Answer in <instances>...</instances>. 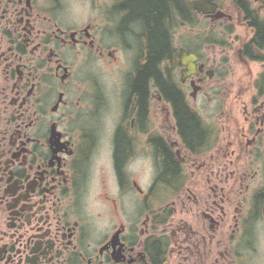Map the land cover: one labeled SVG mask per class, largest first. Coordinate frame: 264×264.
<instances>
[{"label":"flooded vegetation","instance_id":"af4514ba","mask_svg":"<svg viewBox=\"0 0 264 264\" xmlns=\"http://www.w3.org/2000/svg\"><path fill=\"white\" fill-rule=\"evenodd\" d=\"M138 1L0 0V264H264V0H178L162 85Z\"/></svg>","mask_w":264,"mask_h":264},{"label":"trees","instance_id":"16d2710c","mask_svg":"<svg viewBox=\"0 0 264 264\" xmlns=\"http://www.w3.org/2000/svg\"><path fill=\"white\" fill-rule=\"evenodd\" d=\"M178 0H140L136 8L140 15H143L146 30L148 32V53L145 56L146 64L143 67L142 76H148L153 72L158 84H164L163 73L160 71L161 64L170 54V44L165 24V17L171 13V10ZM171 22L174 20L170 17ZM170 22V23H171ZM172 83V80L170 81ZM170 84V83H169ZM166 85V84H165ZM165 91H167L164 88ZM169 92V91H167ZM171 95V93H169ZM176 94V91H173ZM176 116L180 119L182 129L188 139L196 141L201 136L198 129V123L195 120V114L189 111L182 103L180 97H176ZM202 137V136H201ZM172 166L173 163L171 162ZM174 168V167H173Z\"/></svg>","mask_w":264,"mask_h":264},{"label":"bare ground","instance_id":"6f19581e","mask_svg":"<svg viewBox=\"0 0 264 264\" xmlns=\"http://www.w3.org/2000/svg\"><path fill=\"white\" fill-rule=\"evenodd\" d=\"M170 14H171V15H175V14H177V12L175 11L174 8H172ZM173 24H174V21H172V22L170 23V25H169V23H166V28H167V30H168L169 32L173 29ZM169 37H170V38L172 37L171 33H169ZM165 60L169 61V63H170L171 66H172V65L174 64V62H175V59L173 58L172 55L167 56Z\"/></svg>","mask_w":264,"mask_h":264},{"label":"rangeland","instance_id":"374dc122","mask_svg":"<svg viewBox=\"0 0 264 264\" xmlns=\"http://www.w3.org/2000/svg\"><path fill=\"white\" fill-rule=\"evenodd\" d=\"M206 115V114H204ZM105 160H106V157H105ZM107 163V161H106ZM134 167H137V168H140L142 169L143 167L144 168V175H145V180L147 181L148 180V177H149V168H150V165L146 164L145 161H143V159H139L138 162L136 164H134ZM148 170V171H147Z\"/></svg>","mask_w":264,"mask_h":264},{"label":"water","instance_id":"95a60500","mask_svg":"<svg viewBox=\"0 0 264 264\" xmlns=\"http://www.w3.org/2000/svg\"><path fill=\"white\" fill-rule=\"evenodd\" d=\"M196 5L199 6L201 5V2H196ZM194 61V59H189V58H185L182 59L181 62L183 64H185L190 70L194 69V64H192ZM186 75V73L184 72V76Z\"/></svg>","mask_w":264,"mask_h":264}]
</instances>
